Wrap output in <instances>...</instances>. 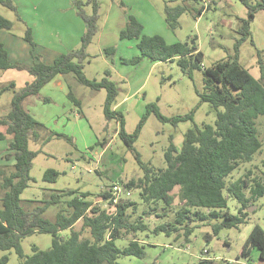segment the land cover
Wrapping results in <instances>:
<instances>
[{"label":"rangeland","instance_id":"rangeland-1","mask_svg":"<svg viewBox=\"0 0 264 264\" xmlns=\"http://www.w3.org/2000/svg\"><path fill=\"white\" fill-rule=\"evenodd\" d=\"M16 10L0 0V14L12 20L10 30L0 32V42L5 44L12 55L13 62L33 64L37 61L52 63L54 58L82 47V36L86 31V23L79 13L77 0H11ZM86 14L92 15L97 8V29L92 42L87 46L88 55L82 60L87 77L98 80L107 76L116 82L119 92L116 109L121 110L126 119L127 133H133L147 111V104L155 102L166 117L186 115L192 111V120L162 121L151 113L145 121L142 131L135 142L144 161L157 167H165V151L172 138L181 149L185 133L196 123L215 124L217 109L208 102L201 101L199 92H204L205 68L216 61L228 58L234 53V44L242 37L241 20L248 17V7L241 0H187L190 10L180 17V27L173 30L166 21L165 7L183 4V0H79ZM212 1V2H211ZM256 4L257 0H248ZM205 6L204 13L199 16L197 10ZM135 15L143 24V32L147 35L160 34L168 43L186 41L196 35L199 48L204 53L201 69H194L192 74L184 72L177 61L153 62L147 57L139 61H128L140 56L137 39H122L120 32L125 28L128 16ZM198 15V16H197ZM256 46L264 48V9H258L250 24ZM27 26H31L37 43L35 50L25 39ZM114 48L111 54L106 51ZM77 61H79L77 59ZM240 62L255 77L260 76L256 59V47L251 39L245 40L240 47ZM32 76L27 71L17 69L0 70V84L5 86L11 81L15 88L7 90L0 97V115H5L11 104L14 90L22 88ZM72 89L81 101L75 105L69 97ZM48 100H44V98ZM106 90H94L77 80L74 74L57 75L26 103L31 114L44 123L48 130H42L43 136L48 131L57 134L44 144L33 138L29 146L33 150L41 149L31 169L32 180L21 197L26 209H33L40 204V199L49 197L50 193L62 189H77L78 192H89V200L103 208L109 207L102 193L111 188L114 182L128 181L142 176L135 155L118 136L119 123L116 119H107L104 113ZM81 108V113L79 109ZM257 127L264 143V114L257 118ZM4 129V128H0ZM69 138V139H68ZM9 136L0 140V168L10 172L13 159H6ZM102 140L101 145L97 141ZM93 147V148H92ZM54 168L61 172L56 182L43 179L44 172ZM264 180V144L252 160L243 163L234 170L228 180L241 176L247 170ZM122 184V183H121ZM178 187L174 189L177 193ZM250 194V191H247ZM3 191L0 189V195ZM129 199L138 201L139 207L132 214V219L143 215L149 229H153L164 218L161 204L156 210L143 203L138 190H132ZM32 200H39L38 202ZM175 198L173 208L168 211L167 219H172L173 210L179 205ZM245 210V222L231 228H224L210 241L206 234H212L211 224L221 218H211L206 224L195 228L186 241L184 237L176 239V234L165 232H145L126 234L116 239L117 246L123 248L132 238L143 242L145 255H120V264H196L202 257H212L216 264L229 261L231 264H264L258 249H254L250 257L243 255L244 244L253 228L258 224L264 229V194L251 200ZM241 203L235 197L228 198L231 213L238 214ZM67 210L64 202L52 205L44 213L49 219H55L58 211ZM145 211V212H144ZM82 228V221L76 225ZM68 238L70 229L59 232ZM83 237H90V231L84 229ZM52 244V233L34 232L22 238L24 253L33 254V246L49 249ZM208 250V252L206 251ZM204 251V252H203ZM8 256L6 264H22L15 249L1 250L0 259Z\"/></svg>","mask_w":264,"mask_h":264},{"label":"trees","instance_id":"trees-1","mask_svg":"<svg viewBox=\"0 0 264 264\" xmlns=\"http://www.w3.org/2000/svg\"><path fill=\"white\" fill-rule=\"evenodd\" d=\"M2 1L16 10L11 0ZM186 1L183 0V4L175 6L167 4L165 7L166 21L173 30L180 27V17L190 10ZM241 1L249 9L248 17L241 20L239 31L242 37L235 42L233 54L204 69L206 90L198 91L201 101L208 102L217 109L215 124L199 126L195 123L185 133L181 149L171 138L164 154L165 167H157L149 161H144L135 147L146 119L154 113L162 121L171 120L177 124L183 120L193 121L194 111L186 115L166 117L157 103H148L147 111L135 131L127 133L125 115L115 108L119 89L116 82L109 78L110 71L100 80L91 79L86 76L82 64V60L88 55L86 48L96 33L97 8L89 15L81 8V2L76 1L79 13L86 23L82 47L59 54L52 63L13 62L7 48L0 42V70H24L32 76L22 88L14 90L9 111L0 115V128H4L0 129V140L12 137L8 142L5 158L14 161L10 172L0 168V189L3 191L0 195V251L15 249L23 258L22 264H120V255H145L140 239H130L129 244L123 248L117 246L116 239L126 234L133 235L147 230L156 233L163 231L168 235L175 233L176 239L184 237L189 241L197 226L206 224L211 218H221V221L211 224L212 234L205 235L207 241H210L213 235H218L224 228L245 222V210L251 200L264 194V180L254 176L250 169L231 181L228 177L243 163L252 160L264 144L257 127L258 116L264 114V48L256 46L250 29L256 11L264 9V0H257L253 5L248 0ZM204 10L205 6L198 9V15ZM13 25L12 20L0 14V31L10 30ZM143 30L141 21L135 15H129L120 37L137 39L141 55L128 61H139L144 57L153 62L177 61L181 69L189 75L194 69L202 68L204 53L199 48L196 35L190 36L186 41L168 43L162 35H147ZM33 33V28L27 26L25 39L35 50L37 43ZM249 38L256 47V59L260 69L258 78L240 62V47ZM106 51L111 54L114 48H108ZM69 73L94 90H106L105 116L109 120L118 121V136L133 151L143 171L140 177L120 182L128 189L138 190L143 203L148 206L154 204L150 206L152 210H156V205L161 204L163 211H157L155 215L165 220L157 223L153 229H149L142 213L138 218H131L139 207L138 201L125 197L120 198L117 203L108 200L111 189L102 193L109 205L107 208L89 200V192H78L77 189L70 188L51 192L49 197L38 200L40 204L31 210L22 205L21 195L32 180L33 161L42 152L41 149H31L29 142L33 138L44 144L57 134L48 131V134L43 136L42 130H48V127L31 114L26 103L31 96L40 95L41 89L57 75ZM15 85L14 81L5 86L0 84V97L7 90L15 88ZM69 97L75 105L81 106V101L72 89L69 91ZM79 111L81 112V109ZM102 143V140H99L96 144ZM60 174V171L48 168L43 179L56 182ZM177 187L178 191L174 193ZM246 190L250 191V194ZM230 196L241 203L238 214L229 211ZM176 197L180 203L174 208L172 219H167L165 217H168V211L173 208ZM61 202L66 204L67 210L58 211L54 220L44 216L49 207ZM79 221H82L81 229L76 227ZM65 229L71 230L68 238L59 234ZM84 229L90 231V237L82 236ZM34 232L52 233V244L46 250L35 245L33 254L27 256L22 247V238ZM255 248L259 250L260 258L264 259V229L258 224L244 244L243 255L250 257ZM206 251L208 252L207 249ZM8 259L7 255H3L0 264H6ZM196 264H216V261L202 257ZM219 264L231 263L222 261Z\"/></svg>","mask_w":264,"mask_h":264},{"label":"built area","instance_id":"built-area-1","mask_svg":"<svg viewBox=\"0 0 264 264\" xmlns=\"http://www.w3.org/2000/svg\"><path fill=\"white\" fill-rule=\"evenodd\" d=\"M111 186L112 187L110 188L111 189L110 197L108 200H112L114 203H117L122 197L128 198V196H130L132 193L131 189H128L119 182H114L111 184ZM208 258H212V257H208Z\"/></svg>","mask_w":264,"mask_h":264},{"label":"crops","instance_id":"crops-1","mask_svg":"<svg viewBox=\"0 0 264 264\" xmlns=\"http://www.w3.org/2000/svg\"><path fill=\"white\" fill-rule=\"evenodd\" d=\"M212 1H213V0H212ZM212 1H211V2H212ZM203 13H204V11L202 12V14H203ZM202 14H201V15H202ZM201 15H200V16H201ZM33 30H34V29H33ZM0 32H1V31H0ZM4 45H5V44H4ZM5 47H6V46H5ZM8 52H9V51H8ZM9 56H10V59L12 60V55H11L10 52H9ZM57 56H58V55H57ZM54 59H55V58H54ZM59 75H61V74H59ZM46 98H47V97H46ZM47 99H48V98H47ZM116 107H117V106H116ZM80 109H81V108H80ZM78 112L81 113L80 111H78Z\"/></svg>","mask_w":264,"mask_h":264}]
</instances>
